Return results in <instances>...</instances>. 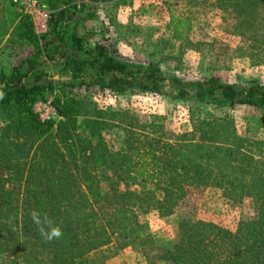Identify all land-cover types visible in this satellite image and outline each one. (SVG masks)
Returning a JSON list of instances; mask_svg holds the SVG:
<instances>
[{
	"label": "trees",
	"instance_id": "16d2710c",
	"mask_svg": "<svg viewBox=\"0 0 264 264\" xmlns=\"http://www.w3.org/2000/svg\"><path fill=\"white\" fill-rule=\"evenodd\" d=\"M106 1L39 0L53 15L49 31L37 34L16 3L0 0V14L10 13L0 17V264H108L109 257L99 256L104 250L143 243L147 214L170 218L190 191L207 189L235 204L255 200V216L241 219L235 230L183 221L174 242L153 249L158 259L264 264V156L252 149L264 141L243 140L229 117L198 120L191 133L175 135L162 123L142 125L129 112L100 109L76 93H142L264 116V84L166 75L158 65L92 44L86 24ZM215 2L234 15L244 37L264 8V0ZM186 22L171 16L173 41L185 39ZM49 63L59 66L57 74ZM60 88L53 106L62 119L43 121L34 105ZM111 131L121 139L117 149L108 140ZM15 170L23 173L16 198L6 186Z\"/></svg>",
	"mask_w": 264,
	"mask_h": 264
},
{
	"label": "rangeland",
	"instance_id": "374dc122",
	"mask_svg": "<svg viewBox=\"0 0 264 264\" xmlns=\"http://www.w3.org/2000/svg\"><path fill=\"white\" fill-rule=\"evenodd\" d=\"M0 6V9L4 7L3 4ZM216 6L215 0H107L97 10L96 18L86 25L93 34L92 44L103 42L125 59L158 65L166 75L188 80L213 76L230 84H264V8L256 10L251 32L244 37L245 31H240L234 15ZM172 15L187 21L182 32L183 41H173V33L167 28ZM6 16L0 14L2 20L7 19ZM110 21L116 24L112 26ZM168 55L173 57L167 59ZM47 67L53 74L59 72L56 64L49 63ZM62 93L61 88L57 89L46 101L34 105V111L41 119L60 121L58 115L55 116L53 103ZM76 93L89 97L100 109L129 112L142 125L152 121L162 123L165 132L175 135L191 133L198 120L229 117L235 120L237 133L243 140L264 141V116L254 110L238 108L231 111L211 105L197 107L142 93L117 96L97 88L77 90ZM108 140L116 149L121 141L116 131L108 134ZM252 149L255 154L264 156V146H252ZM20 171L8 175L10 182H6L15 198L23 180ZM256 204L253 199L232 203L217 189L190 191L175 206L170 218H160L156 211L146 215L147 235L141 245L120 252L114 248L106 249L99 256L109 257L108 264H169L159 260L158 252L153 249L174 242L181 222L202 220L235 230L241 219L255 216Z\"/></svg>",
	"mask_w": 264,
	"mask_h": 264
},
{
	"label": "built area",
	"instance_id": "2783aa9c",
	"mask_svg": "<svg viewBox=\"0 0 264 264\" xmlns=\"http://www.w3.org/2000/svg\"><path fill=\"white\" fill-rule=\"evenodd\" d=\"M13 2L20 6L21 10H23L22 12L25 15L29 16L34 24L35 20H37L41 15H44L45 22L38 24L35 28L37 34H45L49 31V24L52 19L53 13L50 9H46V6L42 5L39 0H26L22 1L21 3L18 0H13ZM56 114L57 113H55V116ZM59 119L61 120L62 118L59 117ZM42 120L50 121V118Z\"/></svg>",
	"mask_w": 264,
	"mask_h": 264
},
{
	"label": "crops",
	"instance_id": "0c3cea01",
	"mask_svg": "<svg viewBox=\"0 0 264 264\" xmlns=\"http://www.w3.org/2000/svg\"><path fill=\"white\" fill-rule=\"evenodd\" d=\"M46 9H49L47 6H46ZM43 22H45V18H44V15H41L37 20H35V28H36V26L38 25V24H41V23H43ZM38 31H40V30H38Z\"/></svg>",
	"mask_w": 264,
	"mask_h": 264
},
{
	"label": "clouds",
	"instance_id": "9594fccd",
	"mask_svg": "<svg viewBox=\"0 0 264 264\" xmlns=\"http://www.w3.org/2000/svg\"><path fill=\"white\" fill-rule=\"evenodd\" d=\"M55 234H56L57 236H59V234H60V233H59V230H56V233H55Z\"/></svg>",
	"mask_w": 264,
	"mask_h": 264
}]
</instances>
